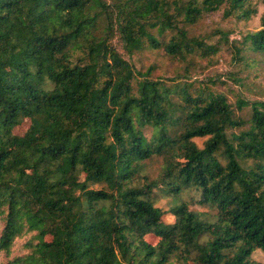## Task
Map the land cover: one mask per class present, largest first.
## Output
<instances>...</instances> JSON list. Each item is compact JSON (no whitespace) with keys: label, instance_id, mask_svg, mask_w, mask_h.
Here are the masks:
<instances>
[{"label":"trees","instance_id":"trees-1","mask_svg":"<svg viewBox=\"0 0 264 264\" xmlns=\"http://www.w3.org/2000/svg\"><path fill=\"white\" fill-rule=\"evenodd\" d=\"M250 3L0 0V250L31 234L11 264H264V100L237 95L251 108L238 118L206 81L150 78L113 44L186 61L227 43L242 69L264 60V13L240 40L186 26L222 6L249 19Z\"/></svg>","mask_w":264,"mask_h":264},{"label":"rangeland","instance_id":"rangeland-1","mask_svg":"<svg viewBox=\"0 0 264 264\" xmlns=\"http://www.w3.org/2000/svg\"><path fill=\"white\" fill-rule=\"evenodd\" d=\"M109 1V0H107ZM250 5L256 9L249 19L237 18L235 15H225L224 8L204 15L193 25H187L189 34L193 36L205 35L210 41L216 42L219 35L216 32H224L229 41L240 40L247 32L255 31L260 27V17L264 13V6L260 0H251ZM169 33L164 35L167 39ZM113 44H116L119 51L125 59H127L137 70L141 72L150 71L149 77L153 79H164L168 83L173 81H206L213 89L223 92L234 109V114L238 118L248 119L251 114L249 104L238 107L234 102L237 95H241L245 100L251 102L253 100H264V60L260 56L252 54L251 58L254 64L240 69L233 63L232 44L218 43V50L209 58L192 56L186 61H179L171 58L162 49L144 48L129 56L121 48L122 44L118 37L113 39ZM249 55L250 53L247 52ZM243 70V71H242ZM231 77L241 79L233 80ZM214 79L215 83L207 81ZM52 83L47 82L46 89L51 88ZM29 125L27 118L23 119L22 123L14 128V132L22 134ZM198 146H202L203 138H194ZM162 161L159 158H153L145 165V171L151 179L159 177L161 173ZM83 173L78 175L80 180L83 179ZM93 187H98L94 185ZM169 197H161L157 205L163 210H167L171 205ZM189 208L194 211L206 210L198 204H190ZM163 221L166 223L172 222L173 217L169 213L163 215ZM3 222L0 221V232ZM30 232L24 233L16 237L10 246L8 252L0 250V264H11V260L18 255L26 253L28 249L25 243L29 240ZM49 236H47V239ZM146 239L151 243H156L158 237L148 234ZM252 257L259 262H264V253L260 250L254 251ZM174 264H177L174 262Z\"/></svg>","mask_w":264,"mask_h":264}]
</instances>
